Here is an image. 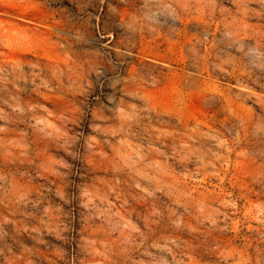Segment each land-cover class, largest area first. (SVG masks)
<instances>
[{"label":"clouds","instance_id":"clouds-1","mask_svg":"<svg viewBox=\"0 0 264 264\" xmlns=\"http://www.w3.org/2000/svg\"><path fill=\"white\" fill-rule=\"evenodd\" d=\"M0 264H264V0H0Z\"/></svg>","mask_w":264,"mask_h":264},{"label":"rangeland","instance_id":"rangeland-1","mask_svg":"<svg viewBox=\"0 0 264 264\" xmlns=\"http://www.w3.org/2000/svg\"><path fill=\"white\" fill-rule=\"evenodd\" d=\"M103 84V89H101L100 85ZM108 94V86H107V82L101 78L100 81L97 82L96 85V92L95 95L100 97V101L96 102L97 106L99 105V103H106V95ZM10 230V229H9Z\"/></svg>","mask_w":264,"mask_h":264}]
</instances>
